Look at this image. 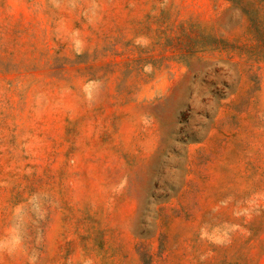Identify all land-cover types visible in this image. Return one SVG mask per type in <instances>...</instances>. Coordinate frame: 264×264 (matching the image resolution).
Here are the masks:
<instances>
[{
  "label": "rangeland",
  "instance_id": "rangeland-1",
  "mask_svg": "<svg viewBox=\"0 0 264 264\" xmlns=\"http://www.w3.org/2000/svg\"><path fill=\"white\" fill-rule=\"evenodd\" d=\"M0 264H264V0H0Z\"/></svg>",
  "mask_w": 264,
  "mask_h": 264
}]
</instances>
